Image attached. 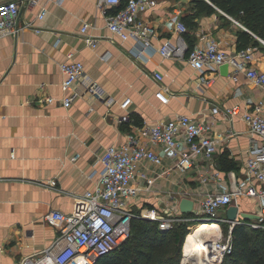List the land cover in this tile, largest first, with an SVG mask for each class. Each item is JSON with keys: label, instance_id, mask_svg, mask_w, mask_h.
Instances as JSON below:
<instances>
[{"label": "crops", "instance_id": "crops-1", "mask_svg": "<svg viewBox=\"0 0 264 264\" xmlns=\"http://www.w3.org/2000/svg\"><path fill=\"white\" fill-rule=\"evenodd\" d=\"M7 1L0 0V5ZM14 1L20 6L21 22L33 28L18 35H0V264L36 258L55 242L60 230L45 220L49 211L83 213L82 196L99 180L90 178L94 165L109 146L127 140L137 125L135 119L142 124L187 114L214 120L211 135L222 134L213 158L221 171L218 183L203 180L202 168L207 163L203 160L186 173H166L174 163L169 158L159 166L146 163L144 169L156 180L151 192H142L134 201L135 211L151 207L164 213L176 199L181 204L185 196L197 200L228 188L232 172L238 179L244 176L252 134L242 115L248 109V97H264L263 89L245 74L234 77L230 71L223 75L220 69L207 70L205 75L215 81L211 86L200 85L199 73L187 58L165 59L154 52L137 59L135 41H123L108 29L106 16L113 8L99 7V0ZM158 1L157 9L144 14L157 29L152 39L156 48L167 40L178 42L180 35L168 17L181 11L183 18L193 6V0ZM44 9L47 13L40 19ZM224 17L199 18L197 30L191 32L193 38L201 42L208 36L220 37L227 51H235L240 26L226 16L232 22L227 25ZM84 23L90 24L87 35L99 39L96 47L88 45L81 34ZM71 60L85 65V78L78 88L85 91L86 81H96L106 90V99L85 94L76 97L70 107L63 105L70 93L62 86L61 64ZM254 66L264 71V50L259 47ZM157 71L163 74L162 81L154 77ZM162 88H167L168 104L156 96ZM238 88L243 95L237 94ZM49 95L55 98L52 103L41 101ZM128 98L132 102L124 110L121 103ZM216 106L221 113L213 114ZM234 106L241 108L240 115H224L225 109ZM128 112L132 122H121L120 117ZM223 156L235 163L234 168H223ZM52 181L56 186H50ZM235 204L240 211H256L250 198H240Z\"/></svg>", "mask_w": 264, "mask_h": 264}, {"label": "built area", "instance_id": "built-area-1", "mask_svg": "<svg viewBox=\"0 0 264 264\" xmlns=\"http://www.w3.org/2000/svg\"><path fill=\"white\" fill-rule=\"evenodd\" d=\"M207 1L215 6L212 0ZM98 5L101 8L117 9L108 12L107 27L113 35L123 41H135L134 56L137 59H146L154 52H158L165 59L187 58L199 73L198 83L208 86L214 83L215 78H208L205 71L214 72L222 65L228 64L231 75L235 77L243 73L255 86L264 91V71L254 66L258 47L237 48L230 52L225 49L223 39L208 36L189 49L183 36L188 28L181 18L182 12L179 11L168 17L169 23L174 25L175 31L180 35L178 42L174 44L167 40L156 48L152 39L157 35V29L144 14L157 9L158 0H127L125 4L123 0H99ZM46 13L47 10L44 9L39 18L43 19ZM225 15L240 27L247 29L232 16L226 13ZM26 28H33V24L21 22L20 6L16 1L10 0L0 5V35H18ZM89 28L90 24L84 23L81 34L88 45L96 47L99 39L87 35ZM255 36L264 44L263 39ZM61 68L65 75L63 89L70 93L62 100L65 107H70L76 97H84L85 94L106 99V90L96 81H86L85 91L78 88L77 85L85 78L83 62L66 61L61 64ZM154 77L157 81L164 78L158 71L154 72ZM237 94L243 95V90L238 88ZM156 96L164 104L170 102L167 88L160 89ZM54 100L55 98L50 95L41 97L42 102L52 103ZM131 102L132 99L128 98L121 103V107L127 110ZM246 104L248 109L242 118L252 134V143L244 176L238 179L232 172L228 188L221 187L213 193H206L200 199H192L194 217H185L179 199H176L177 202L173 206H168L164 213L151 207H143L140 212L134 210V201L142 192H151L156 180V177L144 169V164L152 163L159 166L163 164L165 158H169L174 163L167 168L166 173L172 170L186 173L203 160L207 162L202 168L203 180H214L218 183L221 171L215 167L213 158L219 151L218 142L222 134L218 137L211 135L214 120H199L187 114H178L169 120L143 121L142 124L133 126V131L124 143L109 146L94 165L90 178L98 177L99 180L94 189L86 191L82 196L85 202L83 213L49 211L45 220L57 227L60 235L38 257H28L15 264H93L100 257L120 247L130 237L133 220L136 218L157 221L162 230H169L177 222L189 221V218L218 224L219 214L225 213L227 216L228 208L236 205L235 202L240 198L252 199L256 207L255 214L259 216V219L249 220L251 222L248 223L254 228L264 227V97L257 99L250 96ZM212 112L219 114L222 111L216 106ZM241 112L239 106H234L225 109L224 115L233 117L240 115ZM120 121L130 123L132 121L130 113L122 115ZM77 157L78 155L75 159ZM139 180L145 182V186H141ZM56 184V181H52L50 186ZM183 192L187 193V190L184 189ZM224 220L230 223L227 217ZM230 224L227 236L219 226L217 236L208 241L212 264H222L225 257L233 251L234 225Z\"/></svg>", "mask_w": 264, "mask_h": 264}, {"label": "trees", "instance_id": "trees-1", "mask_svg": "<svg viewBox=\"0 0 264 264\" xmlns=\"http://www.w3.org/2000/svg\"><path fill=\"white\" fill-rule=\"evenodd\" d=\"M123 2L125 4L127 0ZM212 2L215 6L207 0H193L192 12L182 18L188 28L185 34L189 49L197 42L191 32L197 30L198 19L216 15L220 11L223 16L226 17V13L247 28L240 27L237 30L238 49L254 46L264 50V44L255 36L264 40V0H212ZM115 10L117 9L114 8L111 12ZM135 122L137 125L141 124L136 119ZM222 161L223 168L227 171L235 166V163L226 156L222 157ZM194 216L192 212L185 213L186 218ZM201 221L177 222L171 229L162 230L157 221L136 218L133 220L130 237L120 247L100 257L93 264H181L183 246L191 232L189 226L200 224ZM248 222L251 221L244 220L234 226L233 251L225 257L222 264H264V227L254 228Z\"/></svg>", "mask_w": 264, "mask_h": 264}, {"label": "bare ground", "instance_id": "bare-ground-1", "mask_svg": "<svg viewBox=\"0 0 264 264\" xmlns=\"http://www.w3.org/2000/svg\"><path fill=\"white\" fill-rule=\"evenodd\" d=\"M199 225H202V223ZM211 225L217 226L216 224ZM216 231L217 227L216 229L205 227L196 234L189 235L185 240L186 244L181 264H212L206 238L208 235L216 233Z\"/></svg>", "mask_w": 264, "mask_h": 264}, {"label": "water", "instance_id": "water-1", "mask_svg": "<svg viewBox=\"0 0 264 264\" xmlns=\"http://www.w3.org/2000/svg\"><path fill=\"white\" fill-rule=\"evenodd\" d=\"M220 70L223 75H228L230 71V67L228 64H224L220 67ZM180 207L183 213H191L194 210V201L189 198H184L181 201ZM239 216L243 218L242 220L259 219V216L257 214L240 211L238 205H231L227 210L228 221L235 226L236 224L241 223V219L239 218ZM184 246H183V251H184Z\"/></svg>", "mask_w": 264, "mask_h": 264}, {"label": "rangeland", "instance_id": "rangeland-1", "mask_svg": "<svg viewBox=\"0 0 264 264\" xmlns=\"http://www.w3.org/2000/svg\"><path fill=\"white\" fill-rule=\"evenodd\" d=\"M205 1V0H204ZM217 15H220L221 17H224L223 16V14L220 12V11H218L217 12ZM224 20L226 21V24L227 25H230L232 22L230 21V20H232V19H230V20H227L225 17H224ZM233 21V20H232ZM226 218V215H225V213H220L219 214V217H218V220H217V222H218V224L217 223H215V222H213V223H211V222H208V220H202L201 222H202V224L203 223H211V224H216L217 226H213V225H211V224H203V225H199V224H193V225H191L190 226V234L189 235H191V234H196L197 232H199V230H201V229H203V228H205V227H209V228H215L216 229V227H217V231H216V233H214V234H210V235H208V237L206 238V241H207V243H208V241H211V239H213V238H215L216 236H217V234H218V232L220 231V229H219V226L221 227V229H222V232H223V234L225 235V236H227L228 234H229V231H230V228H231V224L230 223H228L227 221H225L224 219ZM189 222L190 223H194V222H196V220L195 219H192V218H189ZM201 224V223H200ZM188 235V236H189ZM188 236H187V238H188ZM187 238H186V240H187ZM185 244H186V242H185ZM207 246H208V244H206ZM185 249V248H184Z\"/></svg>", "mask_w": 264, "mask_h": 264}]
</instances>
